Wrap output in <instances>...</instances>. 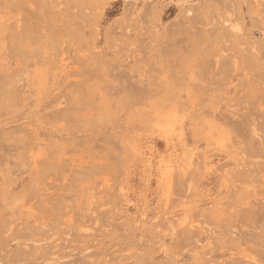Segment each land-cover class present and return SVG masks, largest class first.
Wrapping results in <instances>:
<instances>
[{"label":"rangeland","instance_id":"1","mask_svg":"<svg viewBox=\"0 0 264 264\" xmlns=\"http://www.w3.org/2000/svg\"><path fill=\"white\" fill-rule=\"evenodd\" d=\"M0 264H264V0H0Z\"/></svg>","mask_w":264,"mask_h":264}]
</instances>
